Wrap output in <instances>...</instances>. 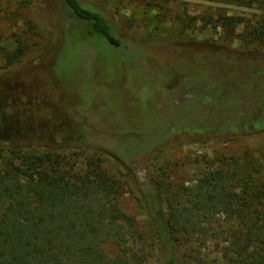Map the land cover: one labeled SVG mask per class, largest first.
Here are the masks:
<instances>
[{"label": "trees", "instance_id": "trees-1", "mask_svg": "<svg viewBox=\"0 0 264 264\" xmlns=\"http://www.w3.org/2000/svg\"><path fill=\"white\" fill-rule=\"evenodd\" d=\"M55 2L61 16L56 57L71 28L114 48L123 45L126 34L107 11L88 0ZM33 3L23 0L28 8ZM241 3L264 11V0ZM221 20L233 37L244 25L238 37L245 44L232 50L208 42L211 51L190 52L200 67L169 68L154 77L169 104L151 119L170 121L145 133L148 140L134 159L118 154V140L111 147L77 148L73 155L66 148H0V264H145L157 251L165 264H264V187L242 182L227 162L202 169L195 185L158 180L149 167L164 146L148 151L185 114L201 118L200 127L187 129L192 133L216 132L230 140L264 136V92L248 88L260 78L264 85V70L252 62L264 56V16ZM26 51L20 43L13 59ZM140 114L147 115L142 106ZM5 128L0 113V133ZM109 162L118 179L110 176ZM124 188L145 213V230L121 208ZM209 243L221 257L204 258Z\"/></svg>", "mask_w": 264, "mask_h": 264}, {"label": "rangeland", "instance_id": "rangeland-1", "mask_svg": "<svg viewBox=\"0 0 264 264\" xmlns=\"http://www.w3.org/2000/svg\"><path fill=\"white\" fill-rule=\"evenodd\" d=\"M88 1L107 11L124 30L120 48L71 28L56 57L61 16L55 0H34L29 8L23 0H0V113L6 121L0 148H66L73 155L77 148L111 147L118 140V154L134 159L148 140L145 133L163 129L170 121L151 119L169 104L161 100V85L154 77L169 68L200 67L190 52L211 51L208 42L242 48L245 43L238 35L244 25L238 27L237 37L230 36L221 25L222 16L251 21L264 16V11L245 8L243 0ZM20 43L27 51L15 61L12 56ZM252 62L264 70V56ZM248 88L264 92L262 78ZM141 106L147 113L144 119ZM188 115L148 151L164 146L149 163L158 180L195 185L202 169L227 162L242 182L264 187V136L230 140L216 132L192 133L187 129L202 122L198 115ZM122 131L128 134L122 136ZM107 170L113 179L119 178L113 163ZM119 202L145 230L146 215L125 188ZM203 252L205 259L221 257L215 243ZM145 264H165L164 256L157 251Z\"/></svg>", "mask_w": 264, "mask_h": 264}]
</instances>
